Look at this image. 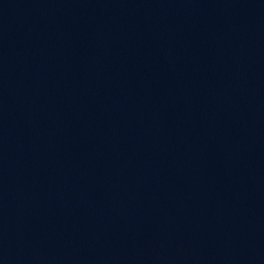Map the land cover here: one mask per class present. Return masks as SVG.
Wrapping results in <instances>:
<instances>
[{
  "label": "water",
  "instance_id": "obj_1",
  "mask_svg": "<svg viewBox=\"0 0 264 264\" xmlns=\"http://www.w3.org/2000/svg\"><path fill=\"white\" fill-rule=\"evenodd\" d=\"M0 264H264V0H0Z\"/></svg>",
  "mask_w": 264,
  "mask_h": 264
}]
</instances>
